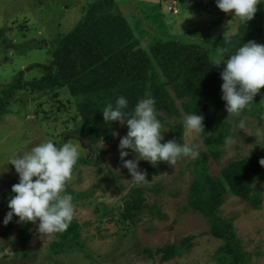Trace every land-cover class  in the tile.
I'll use <instances>...</instances> for the list:
<instances>
[{
	"label": "rangeland",
	"instance_id": "rangeland-1",
	"mask_svg": "<svg viewBox=\"0 0 264 264\" xmlns=\"http://www.w3.org/2000/svg\"><path fill=\"white\" fill-rule=\"evenodd\" d=\"M115 1L116 12L132 27L146 31L139 37V47L144 49L151 40L149 34L198 41L209 47L204 38L209 41L212 36L233 35L240 22L232 12H221L215 0ZM91 2L0 0V94L17 78L29 81L42 76L41 70L33 66L50 61L54 42L75 27ZM148 13L153 16L146 18ZM48 94L16 90L7 104L12 112L0 118V264H231L219 260L224 241L212 236L205 219L186 207L193 180L192 164L204 155L203 166L208 174L218 177L229 161L257 155L261 150L264 153V101L261 114L256 117L245 111L238 118L228 117L225 109L213 115L214 122L227 131L232 141L221 144L218 158L209 153L201 133L189 134L183 130L180 143L198 145V155L180 157L174 165L167 162L153 165L140 160L138 168L146 173V182L136 184L122 167L117 148L120 137L127 132L126 125L119 122L112 141L91 145L74 125L64 128L55 102L46 99ZM61 96L64 99L65 95ZM175 105L179 118H169L166 111L162 113L165 118L161 135L164 137L170 135L168 125L182 121L186 115L179 101L176 100ZM43 109L53 111L51 118H46ZM238 119H243V128L234 122ZM52 132L56 139H49ZM45 140H52L57 146L68 141L75 144L79 140L91 149L90 154L83 147L79 149V157L88 163H77L65 186V191L73 198L72 221L77 223L79 242L69 253L52 252L56 233H39L38 221L18 222L13 216L12 221L3 224L9 211L8 200L14 195L11 187L18 183V175L8 164L9 157ZM125 151L129 152L125 159L135 158L136 154ZM148 166L156 169L148 170ZM134 187H140L145 207L135 223H122L119 213L124 202L130 200ZM254 189L261 192L258 208L226 194L219 211L221 217L230 220L235 239L242 252L248 254L245 264H264V181L257 183ZM152 205L162 218L150 214L148 209ZM188 238V249L168 261L161 262V253H155L167 244Z\"/></svg>",
	"mask_w": 264,
	"mask_h": 264
},
{
	"label": "trees",
	"instance_id": "trees-1",
	"mask_svg": "<svg viewBox=\"0 0 264 264\" xmlns=\"http://www.w3.org/2000/svg\"><path fill=\"white\" fill-rule=\"evenodd\" d=\"M115 2L92 0L75 27L54 42L50 61L33 66L41 70L42 76L29 81L17 78L1 91L0 118L12 112L7 104L16 90L43 91L49 93L46 99L55 102V110L61 116L64 128L74 125L75 130L83 134L91 145H96L112 141L114 129L119 124L103 120V106L108 102L114 103L118 95H123L128 101L125 111L131 112L137 100L147 93L155 100L154 107L159 113L157 119L161 123L165 118L162 115L164 111L168 112L169 118L180 117L176 100L185 114H204L201 135L209 153L218 158L219 147L228 133L213 119V115L225 109L220 98V72L224 64L223 61L218 66L215 63L221 59L222 49L226 50L223 52L226 60L227 55L241 44L255 41L264 45V0H259L250 21L239 22L235 34L212 36L209 41L204 38L209 47L198 41L149 34L151 40L145 49L139 47V37L142 38L146 31L138 26L132 27L125 17L115 11ZM152 16L148 13L146 18ZM150 24L153 25V21ZM134 31L139 35H135ZM21 74L22 71L19 76ZM263 101L264 88H261L244 110L245 114L259 116ZM43 112L46 118H51L53 113L44 109ZM68 112L72 114L66 115ZM168 127L170 135L162 136L161 143L175 139L179 144L184 130L182 121ZM54 138L55 133L52 132L49 139ZM262 157L263 150L254 156L229 161L218 177L208 174L203 166L204 155L192 164L193 180L186 207L205 219L212 236L224 241L219 250L221 261L246 263L248 254L242 252L230 220L221 217L219 207L226 194L248 202L252 208L260 206L261 192L254 187L264 181V167L258 163ZM77 163L88 162L79 157ZM147 169L154 171L156 167L148 166ZM140 192V187L133 188L130 200L124 202L119 213L120 222L135 223L139 219L145 207ZM148 211L163 217L154 205ZM77 227V223L71 221L67 230L56 233L51 245L53 253H69L73 251L72 246L79 245ZM188 241L189 238L167 244L155 253H161V262L168 261L185 252L190 246Z\"/></svg>",
	"mask_w": 264,
	"mask_h": 264
},
{
	"label": "clouds",
	"instance_id": "clouds-1",
	"mask_svg": "<svg viewBox=\"0 0 264 264\" xmlns=\"http://www.w3.org/2000/svg\"><path fill=\"white\" fill-rule=\"evenodd\" d=\"M259 0H215L216 7L223 13L232 12L241 22L250 21ZM223 70L220 72L221 100L224 102L228 117L238 118L252 102L253 97L264 88V45L255 41L241 44L235 51L223 57ZM155 100L150 94L137 100L131 112H126L128 101L125 96L118 95L114 103L108 102L101 111L105 122H121L126 125L127 132L120 137L118 143L119 159L122 167L127 169L132 183L146 182V173L138 168L140 160L155 165L167 162L174 165L180 157L195 158L198 145L177 143L175 139L161 143V122L159 113L154 107ZM203 117L196 113L184 115L182 126L186 133L203 132ZM239 128L244 127L243 119L234 121ZM231 138L224 139L230 144ZM78 142H65L57 146L52 140H45L29 149L14 152L9 163L18 175V183L12 185L14 195L8 200L9 211L3 218V224L12 221L36 223L37 231L48 235L60 233L69 227L74 216L72 195L65 191L67 181L71 178L73 168L79 159ZM136 154L134 159H125L128 151ZM264 167V157L258 161Z\"/></svg>",
	"mask_w": 264,
	"mask_h": 264
},
{
	"label": "flooded vegetation",
	"instance_id": "flooded-vegetation-1",
	"mask_svg": "<svg viewBox=\"0 0 264 264\" xmlns=\"http://www.w3.org/2000/svg\"><path fill=\"white\" fill-rule=\"evenodd\" d=\"M78 141H79V140H78ZM78 141H77V142H78ZM79 143L81 144V147H83V148L86 150V152H87L88 154L91 153V151H90V150H91V149H90V146H88V147L83 146L82 143H81L80 141H79Z\"/></svg>",
	"mask_w": 264,
	"mask_h": 264
}]
</instances>
